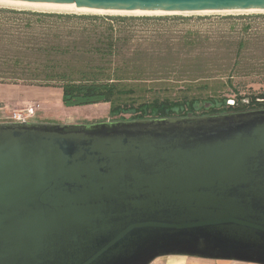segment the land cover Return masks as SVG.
Instances as JSON below:
<instances>
[{
	"label": "water",
	"instance_id": "95a60500",
	"mask_svg": "<svg viewBox=\"0 0 264 264\" xmlns=\"http://www.w3.org/2000/svg\"><path fill=\"white\" fill-rule=\"evenodd\" d=\"M100 10H264V0H13ZM264 264V108L0 122V264Z\"/></svg>",
	"mask_w": 264,
	"mask_h": 264
},
{
	"label": "trees",
	"instance_id": "16d2710c",
	"mask_svg": "<svg viewBox=\"0 0 264 264\" xmlns=\"http://www.w3.org/2000/svg\"><path fill=\"white\" fill-rule=\"evenodd\" d=\"M174 18L0 7V84L61 88L65 106L109 103V120L264 108V91L242 94L264 84V28L173 36ZM138 20L154 33L137 34Z\"/></svg>",
	"mask_w": 264,
	"mask_h": 264
},
{
	"label": "rangeland",
	"instance_id": "374dc122",
	"mask_svg": "<svg viewBox=\"0 0 264 264\" xmlns=\"http://www.w3.org/2000/svg\"><path fill=\"white\" fill-rule=\"evenodd\" d=\"M8 8H16L11 6H3ZM28 9V8H19ZM34 10V9H33ZM39 11V10H38ZM80 13V12H76ZM82 14H100V15H120L128 17H176V23L172 24L170 32L173 36H177L182 30L192 28L212 34L226 31L231 26L237 29L243 24H249L254 27L264 28V12H187L177 14H134V13H95L88 12ZM170 21V20H169ZM138 20L136 23L137 34H153L154 27L144 26ZM253 88L250 91L248 88ZM264 91V84L250 83L242 94ZM231 98L235 94L226 93ZM33 106L35 115L32 120L47 121L52 123H92L107 121L109 116V103L90 104L84 106H65L62 103V90L56 87H38L23 84H0V122L11 121V116L15 110L25 109ZM128 117L129 114H126ZM186 256H165L160 257L152 262V264L171 263L172 260H187ZM198 261L212 264H249L245 262H235L228 260L198 259Z\"/></svg>",
	"mask_w": 264,
	"mask_h": 264
},
{
	"label": "bare ground",
	"instance_id": "6f19581e",
	"mask_svg": "<svg viewBox=\"0 0 264 264\" xmlns=\"http://www.w3.org/2000/svg\"><path fill=\"white\" fill-rule=\"evenodd\" d=\"M0 5L16 8H28L39 11H57V12H80V13H136V14H177L187 12H216L212 10L204 11H148V10H100L94 8H77L74 3H51V2H21L13 0H0ZM218 12H264V10L246 9V10H220ZM170 264H183L182 262H171Z\"/></svg>",
	"mask_w": 264,
	"mask_h": 264
},
{
	"label": "built area",
	"instance_id": "2783aa9c",
	"mask_svg": "<svg viewBox=\"0 0 264 264\" xmlns=\"http://www.w3.org/2000/svg\"><path fill=\"white\" fill-rule=\"evenodd\" d=\"M35 115V108L33 106L21 110H15L11 116V121H26L32 120Z\"/></svg>",
	"mask_w": 264,
	"mask_h": 264
},
{
	"label": "crops",
	"instance_id": "0c3cea01",
	"mask_svg": "<svg viewBox=\"0 0 264 264\" xmlns=\"http://www.w3.org/2000/svg\"><path fill=\"white\" fill-rule=\"evenodd\" d=\"M186 257H188V256H186ZM198 259H200V258L188 257L187 260H182V259L181 260H172L171 262H182L183 264H212L209 262H206V263L200 262V261H198ZM235 262H239V261H235ZM166 264H170V263H166ZM249 264H253V263H249Z\"/></svg>",
	"mask_w": 264,
	"mask_h": 264
}]
</instances>
